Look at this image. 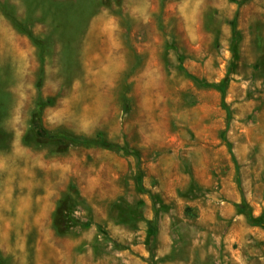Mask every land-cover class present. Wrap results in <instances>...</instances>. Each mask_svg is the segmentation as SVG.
Masks as SVG:
<instances>
[{"label":"rangeland","instance_id":"374dc122","mask_svg":"<svg viewBox=\"0 0 264 264\" xmlns=\"http://www.w3.org/2000/svg\"><path fill=\"white\" fill-rule=\"evenodd\" d=\"M0 264H264V0H0Z\"/></svg>","mask_w":264,"mask_h":264},{"label":"trees","instance_id":"16d2710c","mask_svg":"<svg viewBox=\"0 0 264 264\" xmlns=\"http://www.w3.org/2000/svg\"><path fill=\"white\" fill-rule=\"evenodd\" d=\"M193 77L197 82H200L196 77ZM202 83V82H201ZM206 86L215 87L216 89L220 90L222 93H225V84H210L207 82H203ZM44 106V102L42 98H39L36 104V108L34 109L33 116H34V128L36 132L41 137H46L50 139L53 142H57L59 140H67L69 142L75 143V144H92L101 146L103 148L113 149L120 147L118 144L110 142L104 134H99L96 138H87L84 136L75 135L72 133H68L65 131H50L46 130L42 123H41V113ZM66 198L62 199L58 207L56 209L55 215H54V225L56 227V230L59 234H65L67 231H69L70 228L76 225L83 224L85 226H88V223L82 222L80 219L76 218L72 214L67 215L65 213L66 211ZM240 208L242 211L246 213L250 221H252V215L251 212L247 206V202L245 199H243V202L240 204Z\"/></svg>","mask_w":264,"mask_h":264},{"label":"bare ground","instance_id":"6f19581e","mask_svg":"<svg viewBox=\"0 0 264 264\" xmlns=\"http://www.w3.org/2000/svg\"><path fill=\"white\" fill-rule=\"evenodd\" d=\"M105 58V57H104Z\"/></svg>","mask_w":264,"mask_h":264}]
</instances>
